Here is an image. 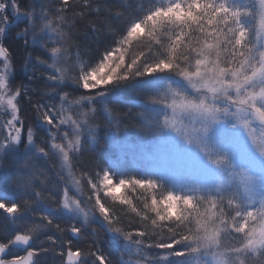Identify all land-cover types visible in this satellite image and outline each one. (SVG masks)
Here are the masks:
<instances>
[{
	"label": "snow or ice",
	"instance_id": "obj_1",
	"mask_svg": "<svg viewBox=\"0 0 264 264\" xmlns=\"http://www.w3.org/2000/svg\"><path fill=\"white\" fill-rule=\"evenodd\" d=\"M0 120V264H264V0H0Z\"/></svg>",
	"mask_w": 264,
	"mask_h": 264
},
{
	"label": "trees",
	"instance_id": "obj_2",
	"mask_svg": "<svg viewBox=\"0 0 264 264\" xmlns=\"http://www.w3.org/2000/svg\"><path fill=\"white\" fill-rule=\"evenodd\" d=\"M29 2H31V0H29ZM22 27V25H21ZM19 31V28L16 26H11L7 35L5 37H3V43L5 44V46L9 47L10 52L12 54L13 57V62H14V73H15V83L16 84H24L26 86L32 87L33 89L39 88V89H43V84L39 83L38 81H30L28 80V76L31 74L32 72V68L31 66H28L27 68L25 67L24 64V59L27 57V55L29 54V52L31 51V49H28V51L25 50V45L23 42L22 38H18L17 37V32ZM78 39L81 40L84 43L87 44H91V39L89 38H85L83 36V30L80 29L79 30V35H78ZM39 73H37L38 75ZM38 98V97H37ZM137 99L134 96H128L126 98H121L119 100V103L116 105L118 114H120L123 118V127H127L128 128V132L129 135H133L135 136V127H128L130 124L131 125H135L137 123V119H136V113L138 112V107H137ZM22 111H26L27 115H32V113L30 111H27L28 109V101L25 99L22 101ZM28 123H30V121L26 118L25 119V124L27 125ZM101 124H103L102 121H100ZM107 131L106 127H102L101 129H98L99 135L104 137L105 136V132ZM106 138V137H105ZM151 141V138H149L148 141H145L147 144L144 145V151H141V153H145L146 150H148V142ZM100 148L101 149H108L109 146L106 145L104 143V141H101L100 144ZM143 148V147H142ZM124 152H133L137 158L141 157L142 155L140 154V152L138 151V148L133 146L131 148H123L122 149ZM121 149L117 148L114 152L110 151V155L111 157L114 159L116 157H118L120 155ZM127 158V157H126ZM85 159H90V156H86ZM129 167H131V164L129 163L128 165ZM90 191V189H89ZM102 194V193H101ZM124 194L130 196V198L133 199V204H135L136 206H141V201L135 199V193H130L127 190H124ZM114 207L117 208V210H119L121 207H127V206H120L118 204L114 205ZM128 211L130 212V209H128ZM4 222L2 220H0V225H3ZM5 231L3 230V228H0V236L5 235ZM23 254V253H21Z\"/></svg>",
	"mask_w": 264,
	"mask_h": 264
},
{
	"label": "rangeland",
	"instance_id": "obj_3",
	"mask_svg": "<svg viewBox=\"0 0 264 264\" xmlns=\"http://www.w3.org/2000/svg\"><path fill=\"white\" fill-rule=\"evenodd\" d=\"M0 123H2V120H0ZM151 142L152 141H149L148 142V144H149V146L147 147L148 148V150H146L145 151V153H148V152H150V150H151V147H150V145H151ZM123 145H124V147L123 148H128V146L130 145L131 147H133V146H135V147H137L138 148V151L140 152V150L141 151H144V145H146L147 143L145 142V141H141V140H139L137 137H136V135L135 136H133V135H129V137H128V139H127V141L125 142V141H122L121 142ZM143 147V148H142ZM145 153H141L140 152V154L143 156Z\"/></svg>",
	"mask_w": 264,
	"mask_h": 264
}]
</instances>
